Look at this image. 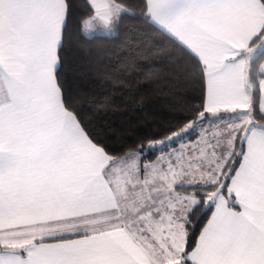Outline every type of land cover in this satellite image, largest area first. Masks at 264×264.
Segmentation results:
<instances>
[{
  "label": "snow or ice",
  "instance_id": "obj_1",
  "mask_svg": "<svg viewBox=\"0 0 264 264\" xmlns=\"http://www.w3.org/2000/svg\"><path fill=\"white\" fill-rule=\"evenodd\" d=\"M82 8L0 0V264H264V0Z\"/></svg>",
  "mask_w": 264,
  "mask_h": 264
},
{
  "label": "trees",
  "instance_id": "obj_2",
  "mask_svg": "<svg viewBox=\"0 0 264 264\" xmlns=\"http://www.w3.org/2000/svg\"><path fill=\"white\" fill-rule=\"evenodd\" d=\"M77 12L83 11L84 0H73ZM70 44L65 49V55L69 64L76 66L84 65L87 63L89 55L104 48L107 45V40L103 37L95 39H81L75 33L70 37ZM184 95H195V88L192 84L185 85L183 88ZM170 107L164 98L155 96L153 97L143 111H136L132 116L134 123L141 122L140 126L136 128L131 142L135 141L136 136L154 135L162 131L167 123L169 117ZM147 114V119H145ZM119 121L117 120V123Z\"/></svg>",
  "mask_w": 264,
  "mask_h": 264
}]
</instances>
